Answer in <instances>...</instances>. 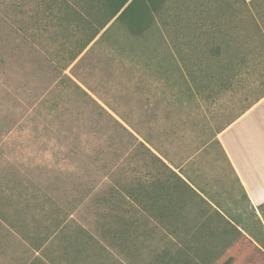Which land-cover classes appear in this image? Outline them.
<instances>
[{
	"label": "rangeland",
	"instance_id": "obj_1",
	"mask_svg": "<svg viewBox=\"0 0 264 264\" xmlns=\"http://www.w3.org/2000/svg\"><path fill=\"white\" fill-rule=\"evenodd\" d=\"M45 8L0 0V264H157L176 235L214 233L213 209L259 236L217 138L264 97V0H166L144 35L109 23L74 61L79 33ZM236 58L223 86L217 62ZM140 143L205 192L201 218L187 203L159 225L133 201L162 173Z\"/></svg>",
	"mask_w": 264,
	"mask_h": 264
},
{
	"label": "trees",
	"instance_id": "obj_2",
	"mask_svg": "<svg viewBox=\"0 0 264 264\" xmlns=\"http://www.w3.org/2000/svg\"><path fill=\"white\" fill-rule=\"evenodd\" d=\"M45 9L59 24L68 25L79 33L75 40V50L71 52L70 60L77 56L97 37L109 24H118L131 36L140 37L148 32L156 23L157 18L164 13L166 0H42ZM245 1V0H243ZM107 31V30H106ZM218 53V49L215 50ZM246 67L243 58L220 60L216 65L215 77L225 86L232 71ZM235 78V74L230 76ZM239 117V116H238ZM141 146L155 159L161 176L153 182L139 180L137 190L131 192L133 201L147 211L159 225L177 223L187 203H197L200 218L207 205L203 190H195L178 174L170 170L148 147ZM229 163V162H228ZM214 210L215 232L203 234L199 229L188 234V240L180 241L179 235L176 253L167 259L161 258L157 264H264V230L259 236L253 237L239 224H232L224 214ZM264 218V203L258 206ZM260 223V221H258ZM200 227H209L211 221L205 220ZM181 250H224L219 252L215 260H209L210 255L200 261H193Z\"/></svg>",
	"mask_w": 264,
	"mask_h": 264
},
{
	"label": "crops",
	"instance_id": "obj_3",
	"mask_svg": "<svg viewBox=\"0 0 264 264\" xmlns=\"http://www.w3.org/2000/svg\"><path fill=\"white\" fill-rule=\"evenodd\" d=\"M217 139L248 202L257 209L264 203V97L220 131Z\"/></svg>",
	"mask_w": 264,
	"mask_h": 264
}]
</instances>
